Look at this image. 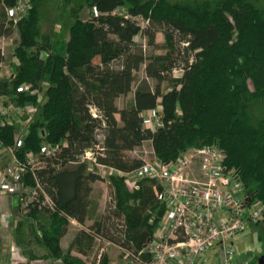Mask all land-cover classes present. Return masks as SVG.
Wrapping results in <instances>:
<instances>
[{
  "label": "trees",
  "instance_id": "1",
  "mask_svg": "<svg viewBox=\"0 0 264 264\" xmlns=\"http://www.w3.org/2000/svg\"><path fill=\"white\" fill-rule=\"evenodd\" d=\"M18 0H0V38L18 31L13 55L17 63L11 77L0 79V91L34 100L39 109L30 123L23 150L38 152L43 141L60 150L35 174L55 210L31 207L16 223V239L32 235L45 250L43 257L61 258L63 264H84L70 256L86 255L95 235L126 249L138 251L151 238L148 218L157 206L151 181H140L129 191L122 176H113L115 206L90 225L92 183L103 178L89 170L85 151L95 162L122 172L139 167L143 160L128 153L150 140L157 158L173 160L189 146L216 144L226 152L229 168H239L246 192L264 201V118L248 122L249 105L264 101V4L254 0H84L94 11L88 19L72 9L65 40L41 35L38 0H22L24 14L13 22L6 14ZM68 0H64L67 3ZM147 20L141 26L133 17ZM163 33L164 46L155 34ZM137 35L164 54L146 55ZM42 44L37 46V40ZM37 47L36 52L29 51ZM44 52L43 57H39ZM4 54L0 48V63ZM144 65V78L133 91L132 103L119 107L116 100L132 90L134 74ZM179 68L181 74L171 76ZM45 81L42 97L16 93L21 84ZM170 82L163 91L161 84ZM160 106L154 129L144 126L142 113ZM91 107L96 108L93 116ZM13 124L0 128V141L12 142ZM43 133L44 137L39 134ZM100 137V139H99ZM65 142V145H63ZM24 184H34L28 173ZM73 218L81 226L63 250L60 239ZM30 241V239H29ZM23 251L35 257L33 251ZM146 259L148 254H144ZM106 264V262H105Z\"/></svg>",
  "mask_w": 264,
  "mask_h": 264
},
{
  "label": "built area",
  "instance_id": "2",
  "mask_svg": "<svg viewBox=\"0 0 264 264\" xmlns=\"http://www.w3.org/2000/svg\"><path fill=\"white\" fill-rule=\"evenodd\" d=\"M25 10L24 2L18 0L14 6L6 8V14L16 22ZM133 40L137 42L139 36L135 35ZM43 56L44 52H40L39 57ZM11 76L12 73L8 75ZM47 86L45 81L21 84L16 87V93L42 97ZM159 108L147 110L148 117L142 114L145 127L150 128L154 118L158 124ZM38 109L37 101L21 102L19 95L0 91V128L6 123L13 124L12 142L4 144L0 141V200L8 197L14 208L0 212L1 227L21 220L34 206L51 212L55 210L35 170L44 168L46 160L54 157L60 146L43 141L36 153L23 150L30 123ZM90 110L95 116L96 108ZM39 135L44 137L43 133ZM152 153L151 159L142 158V164L129 172L97 164L90 150L82 156L97 170L108 169L110 174L122 176L130 191L139 188L140 180H150L157 202L148 218L150 224L155 222L162 207L151 238L138 251L117 245L123 252L122 264H246L249 256L236 252L232 238L244 232L248 223L256 224L262 220L264 201L252 198L246 192L239 177L240 169L226 165V152L216 144L189 146L170 161H162L153 150ZM89 170L92 169L89 167ZM28 173L34 184H24ZM111 205L115 206L114 198H111ZM68 220L74 222L73 218ZM95 240L112 243L101 235H95ZM99 250L102 252L103 248ZM208 251L216 260L203 258ZM7 254L8 264H62L61 258L30 257L14 240ZM144 254L149 257L145 259ZM100 255L94 264H98Z\"/></svg>",
  "mask_w": 264,
  "mask_h": 264
},
{
  "label": "rangeland",
  "instance_id": "3",
  "mask_svg": "<svg viewBox=\"0 0 264 264\" xmlns=\"http://www.w3.org/2000/svg\"><path fill=\"white\" fill-rule=\"evenodd\" d=\"M168 1L185 2L192 0H168ZM254 2H256L257 5L264 4V0H254ZM80 5L83 6L79 10L78 15L82 19H88L94 10L88 7L85 4L84 0H68L67 3H64V0H38V10L41 12L40 13L41 17L39 21V29L41 35L49 34L51 38L55 40L67 39L68 37L67 26L72 21V16H71L72 9ZM2 6H3L2 3H0V10L4 8ZM132 19L135 20L137 23H139L141 26H144L147 22L145 18L140 16L133 17ZM157 30L158 31L155 34V40L159 46L160 45L164 46L165 41H164L163 33L159 29ZM18 40L19 38H18V31L16 29V26H13L12 33L9 36L0 38V48L4 54V60L1 62V66H0V79H4L8 77V75H11L14 65L17 63V59L13 55V52L15 48L18 46ZM37 42H38L37 46L42 44L40 38L37 40ZM136 43L137 44L142 43V50L146 55L164 54L167 50L165 47L164 48L149 47L146 44V40L140 37ZM37 50H38L37 47H34L29 51L36 52ZM143 68L144 65H142L140 69L135 72L134 82L132 84V90L126 95L121 96L116 100V103L119 107H124L132 103L133 91L138 86V84L142 79L145 78L151 87L154 86L155 84L154 80L145 77ZM180 74H181V70L179 68H175L171 72L172 77L178 76ZM169 87H170L169 81H164L161 84V89L163 91H166ZM142 114L145 117L149 116L147 110L144 111ZM247 115H248L247 117L248 122L253 125H255L260 118H264V101L257 100L252 102L248 107ZM155 119L156 118L152 120L153 124L152 126L150 125L151 129H154L155 127L154 124H156L155 122L157 121ZM128 155L131 157H138L141 159L144 158L145 160L151 159L153 157L151 142L144 141L142 145L130 151ZM41 165L44 166L45 164L43 165L42 163ZM89 167L93 171H96V173L99 174L103 179L92 183V191L90 194L91 196L90 215L92 216V218L86 219L85 225H90L95 218H98L101 214H107L111 211L112 208L111 198H113V195L115 193H114L113 185L108 184L107 181L110 182L111 177L117 176L114 173L110 174L109 173L110 171L108 169L100 168L99 170H97L96 167L93 166L91 163H89ZM121 183L122 186L128 189V187H126V184L124 182V178L121 181ZM11 206L12 205L10 204V200L8 199V197H4L2 198V200H0V212H4L8 209L13 210L14 208ZM16 223L17 222L14 221L8 224L7 226H3V227L0 226V264H8L7 253L9 250V246L13 240L15 244L21 248L22 251L23 248L25 250H30L31 252L33 251L35 257H43L44 254L43 252H45L44 249L39 246L38 242L35 240V237H32V235L29 236L26 235L27 237L23 238V240L25 241L21 244L20 243L18 244L16 239V228H15ZM81 226L83 225L80 224V226H78L77 224L76 225L70 224L68 226V230L64 235V237L62 238L63 250L68 249V245L70 241L72 240L76 232L79 229H81ZM232 241L235 244V250L238 254L240 255L247 254L249 256V260L246 262V264H257L258 257L262 253H264V217L260 222L256 224L248 223L245 227L244 232H242L238 236L233 237ZM111 242L112 243L107 244L106 242L95 240L91 250L86 255L78 253L77 251H72L70 256L80 259L82 262H84V264H94L98 254L100 253L101 255L98 258L99 259L98 264H105V262L106 264H122L124 260L123 252L120 248L117 247L118 245L117 243L113 241ZM100 248H103L102 252H99ZM211 255H212L211 251H208L203 256V258L210 257L211 261L216 260V257H211Z\"/></svg>",
  "mask_w": 264,
  "mask_h": 264
},
{
  "label": "crops",
  "instance_id": "4",
  "mask_svg": "<svg viewBox=\"0 0 264 264\" xmlns=\"http://www.w3.org/2000/svg\"><path fill=\"white\" fill-rule=\"evenodd\" d=\"M159 109H160V108H159ZM146 141H150V140H146ZM150 142H151V141H150ZM152 150H153V149H152ZM107 183L109 184V181H107ZM88 219H90V218H88ZM70 224H74V225L77 224L78 226H80V224H79L76 220H74L73 223H69V225H70ZM69 225H68V226H69ZM78 231H79V230H78ZM78 231H77V232H78ZM77 232H76V233H77ZM65 234H66V233H65ZM63 237H64V235H63V236L61 237V239H60V245H61V248H62V249H63V247H62V238H63ZM73 237H74V236H73ZM39 246H40V245H39ZM40 247H42V246H40ZM42 248H43V247H42ZM43 249H44V248H43ZM44 251H45V250H44ZM43 253H45V252H43Z\"/></svg>",
  "mask_w": 264,
  "mask_h": 264
},
{
  "label": "water",
  "instance_id": "5",
  "mask_svg": "<svg viewBox=\"0 0 264 264\" xmlns=\"http://www.w3.org/2000/svg\"><path fill=\"white\" fill-rule=\"evenodd\" d=\"M257 264H264V253L258 257Z\"/></svg>",
  "mask_w": 264,
  "mask_h": 264
}]
</instances>
